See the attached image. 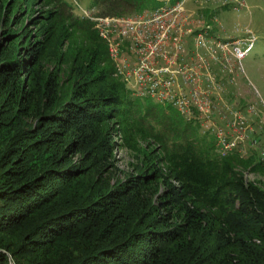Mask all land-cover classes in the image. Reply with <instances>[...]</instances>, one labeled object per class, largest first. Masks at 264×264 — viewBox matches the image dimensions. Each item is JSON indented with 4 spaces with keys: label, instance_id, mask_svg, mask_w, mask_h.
Segmentation results:
<instances>
[{
    "label": "trees",
    "instance_id": "obj_1",
    "mask_svg": "<svg viewBox=\"0 0 264 264\" xmlns=\"http://www.w3.org/2000/svg\"><path fill=\"white\" fill-rule=\"evenodd\" d=\"M77 8L0 0V264H264V184L246 177L264 163L217 154L199 118L135 96Z\"/></svg>",
    "mask_w": 264,
    "mask_h": 264
},
{
    "label": "rangeland",
    "instance_id": "obj_2",
    "mask_svg": "<svg viewBox=\"0 0 264 264\" xmlns=\"http://www.w3.org/2000/svg\"><path fill=\"white\" fill-rule=\"evenodd\" d=\"M75 2L74 15L104 32L129 69L142 61L167 68L182 115L190 122L199 118L192 126L199 137L215 138L217 154L221 139H239L232 152L264 158V0H182L160 13L126 8L118 0ZM235 48L245 55L240 58ZM126 86L136 90L139 78ZM162 119L150 115L148 123L163 132ZM119 146L115 156L123 178L133 158ZM246 177L264 184L260 175Z\"/></svg>",
    "mask_w": 264,
    "mask_h": 264
},
{
    "label": "built area",
    "instance_id": "obj_3",
    "mask_svg": "<svg viewBox=\"0 0 264 264\" xmlns=\"http://www.w3.org/2000/svg\"><path fill=\"white\" fill-rule=\"evenodd\" d=\"M163 9H167L170 11L174 8L170 7L167 4L156 10L155 12L160 13ZM101 35L108 41L111 57L116 62L117 75L122 79V76H124L123 80L126 84L127 82L131 81V78H133V76L139 78V83L141 84V86L136 88V90L130 89V91H132L135 96L141 98L148 97L162 104H166V102L173 103L174 106L177 107V109L181 112V114H184V111L178 105V100L175 99V96L173 95V93H175V90H173L172 86L174 78L167 75V68H155L152 63H146L142 61L137 65H132V67L134 68L129 69L128 66L125 65V62H122L121 60V51L116 46L114 47L113 45H110L109 37L104 34V32L101 31ZM235 51H237L240 58L245 55V53L242 52L240 48H235ZM238 140L233 139L226 141L225 139H221L220 145L222 149V155L225 156L231 153L238 146ZM262 160H264V158Z\"/></svg>",
    "mask_w": 264,
    "mask_h": 264
},
{
    "label": "clouds",
    "instance_id": "obj_4",
    "mask_svg": "<svg viewBox=\"0 0 264 264\" xmlns=\"http://www.w3.org/2000/svg\"><path fill=\"white\" fill-rule=\"evenodd\" d=\"M263 159V158H262ZM262 159H261V161H262ZM263 162V161H262ZM264 163V162H263Z\"/></svg>",
    "mask_w": 264,
    "mask_h": 264
}]
</instances>
